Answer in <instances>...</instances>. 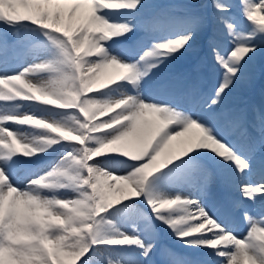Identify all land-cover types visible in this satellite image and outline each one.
<instances>
[{
  "label": "snow or ice",
  "instance_id": "1",
  "mask_svg": "<svg viewBox=\"0 0 264 264\" xmlns=\"http://www.w3.org/2000/svg\"><path fill=\"white\" fill-rule=\"evenodd\" d=\"M158 2L0 0V53L11 45L9 30L25 24L38 26L59 53L54 62L40 61L0 75V264H83L97 244L137 245L150 258L157 239L145 243L122 235L97 240L98 218L145 194L154 173L185 160L191 163L183 179L198 199L147 194L156 218L179 238H189L186 243L216 250L222 264H264V211L248 208L264 200V102L240 99L225 106L238 86L252 91L260 78L248 64L264 45V0H205L208 11L153 8L130 23L108 18L112 11H135ZM199 2L190 0L191 5ZM234 11L252 25L250 36L256 39L238 34ZM210 23L208 55L218 66L210 89L202 83V59L188 76L160 85L177 98L171 103L158 106L139 93L115 100L97 95L110 86L142 88L163 63L160 57L191 51ZM135 33L143 35L129 43ZM148 42L151 47L130 62L129 53ZM261 97L264 100V89ZM17 102L54 109L66 118L21 112L23 105ZM15 126H34L43 135L30 140ZM62 142L70 151L58 167L30 179L26 188L16 185L14 173L22 157L45 151L40 145ZM201 149L207 151H194ZM111 154L129 159V171L118 175L102 167L98 161L115 160ZM62 188H71L76 197L59 198L54 193ZM208 201L215 211L206 206ZM176 208L186 215L167 214ZM238 220L248 226L243 237L230 227ZM160 251L164 259L171 255L163 245Z\"/></svg>",
  "mask_w": 264,
  "mask_h": 264
},
{
  "label": "rangeland",
  "instance_id": "2",
  "mask_svg": "<svg viewBox=\"0 0 264 264\" xmlns=\"http://www.w3.org/2000/svg\"><path fill=\"white\" fill-rule=\"evenodd\" d=\"M160 1L166 2L167 4H169L170 2L171 5H169L168 8L196 7L201 11H208L210 9V5L207 4L205 0H200V2L197 5H191L190 0H159V2ZM153 5H155V3H149L146 8H138L137 11L140 12V16L145 15L148 13L149 9H151ZM132 11L133 10H129V9H121L118 11H113L115 14V16H113L114 19H112L113 18L112 17L110 20L118 23H128L123 21L128 20V18L125 17H127V15L131 16ZM233 19L237 24L236 31L238 32V34L250 36L252 25L246 20H244L242 16H240L239 12L234 11ZM212 28L213 25L210 23L209 28L205 30L196 39L194 47L191 51L175 53L172 56H167L165 57L167 61H164L161 64H164L167 67H171L180 64H188L193 61L201 62L202 59H205L206 55L202 54L199 58L198 56L203 50L204 46H206V51L208 55L207 41L211 35ZM205 36H207L205 42L202 43L201 41ZM250 38L256 39L257 37L250 36ZM208 57L210 58L211 61L209 65L210 71L216 77V75L218 74V66L214 64L210 55H208ZM57 59L58 57L55 56L54 54L53 55L49 54V56L45 57L44 61L54 62ZM205 66L206 65H204V67ZM263 66H264V45H261L257 48L255 55L252 57L251 61L248 64V68L251 71L260 73L259 80H261V82H264ZM205 73L206 71H203L202 69L201 79L203 74ZM215 77L213 83H215ZM239 89L237 87L235 91L232 94H230L229 97L226 99L225 101L226 107L232 105L233 101L236 100L235 95L237 93L240 94L242 92H246V93L248 92V90L245 88H243V90H240V92ZM117 90L123 91L122 88H116L115 86H110V89H105L103 90L102 93H99L97 95L102 96V98L104 99H107V96L109 94L116 93ZM124 93L127 94V92ZM40 110L42 113L54 114L55 118H58L59 120L66 118L65 114L55 113L51 109H43L40 107ZM33 114L37 115L36 113ZM27 127L30 128L25 127L21 130V132L26 133V135L30 140H34L36 137L43 135V133L40 130L31 128L34 126H27ZM62 143L51 147L40 145L41 147H45V151L38 152L33 157H22L18 161V164L16 166L17 170L14 173V175L16 174L22 180L24 188L28 186L30 179H35L37 177L45 176L47 173L51 172L53 168L58 167L61 164L62 157L66 156L68 151H70L68 145L63 146ZM194 151H207V150L201 149ZM111 155L116 156L119 160H116L114 162H105L99 160L98 162L102 167L118 175H123L127 171H129L132 165V162L129 159L124 158L122 155L119 154H111ZM47 157H52L51 160L57 157L56 162L52 166H46V164H44L43 166L38 165V164H43L42 160ZM190 163L191 161L185 160L184 163H180L178 165L175 164L171 165V168L169 169L170 171L164 170L165 168L162 169L163 173H161L162 174L161 176H157V175L151 176L148 181L149 186L147 185L145 187V192L147 191L146 195L151 194L156 197H173L179 194L181 196H184V191H185L184 188L189 187V184H187L184 181L183 177L187 174ZM14 177L16 178V176ZM46 194L52 195L53 193L48 192ZM54 194L61 199H73L76 197V193L71 188L59 189ZM146 195L144 196V194H142L138 198H132L128 201H124L118 205V208L116 205L108 212L102 214L101 217L98 218L101 221V230L100 233L97 235V240L102 241L112 238H122V235L138 237L145 243L151 242L153 239H158L159 235L155 234L151 226L150 216L143 209V206H147L152 210V208L149 206L147 202ZM143 196H144V200L141 201L140 199ZM167 214L171 215L172 217H179L186 215V212L182 208H176L170 210V212ZM157 221H159V223L161 222V225L164 226L162 224L163 223L162 221L158 219ZM177 227L184 228L186 227V225H178ZM164 229L167 231L165 233V236L167 237L169 242L184 247L186 251H188L187 253L205 252L206 247H204L203 245L188 244L186 243V241L189 238H184V239L179 238L170 227L164 226ZM101 245L103 246L99 247L94 245L89 250V252L83 258V261H85L83 262V264H143L141 263L142 261H146V264H152L150 258L147 257V259H145V257L143 258L141 255H138L139 254L138 250L140 249V247L137 245H107V244H101ZM159 247L160 244L157 245V248L153 252L156 253ZM167 261L168 258L164 259L160 255V262L162 264H168Z\"/></svg>",
  "mask_w": 264,
  "mask_h": 264
},
{
  "label": "bare ground",
  "instance_id": "3",
  "mask_svg": "<svg viewBox=\"0 0 264 264\" xmlns=\"http://www.w3.org/2000/svg\"><path fill=\"white\" fill-rule=\"evenodd\" d=\"M45 56H49L48 54L45 55V53L41 52L40 50L37 51L35 53V58L31 59V64L33 63H37V62H40V61H43L45 59ZM20 68L19 70L16 71V73L20 72ZM160 71V67L158 66V68L156 69H153V71L151 72L150 76H148L146 79H147V82L143 81V84H152L153 82H157V76H158V73ZM10 74V68H8V66H2L1 63H0V75H9ZM120 95V91L117 90V93L115 96H118ZM122 95V94H121ZM141 99H143L146 94L141 93L139 94ZM145 95V96H144ZM0 103H3V102H0ZM17 103H21L23 106L19 109V111L21 112H35L38 116H43V117H46V118H50V119H53V120H59L55 117H53L51 114H48V113H42L41 110H40V107L39 106H34L28 102H17ZM38 103V101L36 102ZM17 128H19V130L21 131L23 128V126H15ZM15 178V177H14ZM15 181H16V185L20 188H23V185H22V181L21 179L19 178H15ZM185 195H193V192L191 191H188V189L185 190L184 192ZM194 200L195 199H198V195L196 196H193ZM264 200L262 201H259L257 202L256 204H251L253 207L251 209H255L256 212H261V211H264V204H263ZM190 211V209H189ZM257 219H259V217H257ZM246 228L248 229V226L246 225ZM199 235V234H198ZM238 236V235H237ZM214 251V255L213 257H215L218 261L222 260V258L218 257L216 255V250H213Z\"/></svg>",
  "mask_w": 264,
  "mask_h": 264
}]
</instances>
